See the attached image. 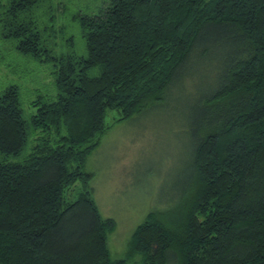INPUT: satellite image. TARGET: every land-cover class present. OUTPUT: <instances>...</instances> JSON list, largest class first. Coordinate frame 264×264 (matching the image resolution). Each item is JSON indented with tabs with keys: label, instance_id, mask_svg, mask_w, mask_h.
<instances>
[{
	"label": "trees",
	"instance_id": "1",
	"mask_svg": "<svg viewBox=\"0 0 264 264\" xmlns=\"http://www.w3.org/2000/svg\"><path fill=\"white\" fill-rule=\"evenodd\" d=\"M52 3L0 2L2 38L53 62L58 91L29 120L18 86L0 94V264H264V0L86 5L74 17L86 56L46 45ZM194 58H213L215 74L195 108L191 192L175 218L150 212L115 260L116 222L101 215L87 160L108 111L123 122L158 106Z\"/></svg>",
	"mask_w": 264,
	"mask_h": 264
},
{
	"label": "rangeland",
	"instance_id": "2",
	"mask_svg": "<svg viewBox=\"0 0 264 264\" xmlns=\"http://www.w3.org/2000/svg\"><path fill=\"white\" fill-rule=\"evenodd\" d=\"M61 1L66 6L59 9ZM86 1L53 0L52 8L40 14L49 27L46 45L54 56L87 55L80 23L74 17L91 14L86 5L97 12L105 6V0ZM210 59L194 58L164 101L147 112L123 122H118V111L107 113L110 128L87 160L85 171L94 175L91 186L101 215L116 222L115 230L108 236V248L115 260L126 257L134 231L150 212H167L175 218L191 192L195 108L213 85L215 67L214 59ZM55 70L53 62H39L19 54L15 42L3 39L0 32V94L7 86H18L26 120L36 114L37 101L56 98ZM32 145L30 136L23 153L10 161H22Z\"/></svg>",
	"mask_w": 264,
	"mask_h": 264
}]
</instances>
